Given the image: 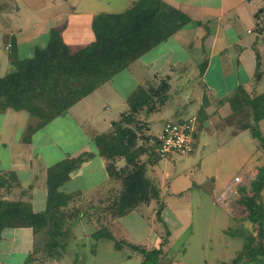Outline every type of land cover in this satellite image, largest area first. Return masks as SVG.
Masks as SVG:
<instances>
[{"label":"crops","instance_id":"1","mask_svg":"<svg viewBox=\"0 0 264 264\" xmlns=\"http://www.w3.org/2000/svg\"><path fill=\"white\" fill-rule=\"evenodd\" d=\"M139 1L0 0V77L13 71V55L33 57L37 49L47 47L54 31L60 32L63 42L72 49L89 46L95 41L92 25L97 15L123 13ZM162 1L189 17L190 23L172 38L156 40L148 53L66 114L39 129V120L27 111L0 113V178L4 186L0 196L4 200L27 201L35 213L44 212L49 169L67 159H81L60 191L73 197L70 207L87 209L102 205L108 199L104 197L122 185L111 180L107 161L99 154L93 134L112 132L113 123L129 109L127 99L131 93L147 81L164 77L171 85L170 97L158 112L142 114L149 127L146 132L160 138L167 122L188 121L195 130V151L189 156L171 154L150 167L148 174L160 189V199L115 220L110 226L114 239L147 250L162 248L166 254V229L161 227L156 233V225L141 219L145 228L141 237L155 243L151 248L139 244L141 238L131 240L134 235L130 234V225L136 222L129 221L131 216L157 203L161 208L168 206L171 198L183 200L193 189L216 201V196L222 195L229 185L246 178L261 146L251 129L235 128L242 111L253 113L238 101L233 107L232 99L239 95L238 89H243L244 97L249 99L264 94V35L258 32L256 19L259 12L264 19V0ZM119 78H125L128 87L117 83ZM95 104L103 110L102 120L97 123L92 114H80L84 106L91 110ZM113 106L120 107V113ZM108 111L114 113L108 115ZM54 123L58 124L57 134L52 136L48 128ZM157 123L159 130L153 135ZM257 126L264 134V118ZM32 127L36 128L33 133ZM61 138L68 143L67 148L59 145ZM124 162L117 166L123 167ZM89 216L82 214L79 219L90 227L88 234H84L85 240L93 238L98 230ZM35 239L29 228L5 229L0 235V264H27Z\"/></svg>","mask_w":264,"mask_h":264},{"label":"trees","instance_id":"2","mask_svg":"<svg viewBox=\"0 0 264 264\" xmlns=\"http://www.w3.org/2000/svg\"><path fill=\"white\" fill-rule=\"evenodd\" d=\"M256 19L257 30L264 35V19H261L260 12ZM189 23V17L162 0H140L123 13L97 15L92 25L95 41L89 46L72 49L63 42L60 32L54 31L47 47L37 49L33 57L12 56L13 71L4 78L0 77V113L27 111L39 120L37 128L40 129L128 69L153 48L156 40L172 38ZM158 82L159 85H155ZM170 89L167 77L138 86L127 99L128 111L113 123V131L93 134L99 154L107 161L111 180L120 182L122 186L119 190H111V198L102 202L103 207L107 206L104 208L106 212L100 206L91 207L83 213L86 217L91 215L96 222L105 212L110 220L115 221L141 205L159 201L161 192L148 176L147 164L156 166L169 155L160 153L159 138L147 134L149 127L142 120V114L151 115L165 106ZM238 90L239 95L232 99V105L236 107L238 101L239 105L250 107L254 122L251 120L238 130L251 129L259 145L264 146V135L257 126L264 118V94L249 99L244 97L246 92L243 89ZM245 115L251 117L250 112L240 113V116ZM170 122L173 121L167 123ZM35 130L30 128L31 133ZM144 156H148V161L143 160ZM116 160H125V166L119 168ZM81 162V159H67L49 169L47 209L42 213H35L30 202L7 201L0 196V235L7 228H29L36 240L38 235H45L43 247L36 249L35 245L33 253H42L49 257L46 258L49 261H61V250L68 247V242L66 244L63 240L69 232L67 228L62 233V229L73 217L68 215L73 197L60 189ZM2 186L0 178V188ZM263 188L264 172L259 175L257 186L245 203L250 220L262 229L264 207L258 200ZM81 213L78 210V220ZM93 239L115 240L107 225L98 228ZM72 240L75 241L74 235ZM115 242L117 249L123 246L131 249L130 257L141 256L143 264H162L166 257L162 248L147 250L126 241ZM230 264H264V243L248 235L243 249Z\"/></svg>","mask_w":264,"mask_h":264},{"label":"rangeland","instance_id":"3","mask_svg":"<svg viewBox=\"0 0 264 264\" xmlns=\"http://www.w3.org/2000/svg\"><path fill=\"white\" fill-rule=\"evenodd\" d=\"M118 82L125 87L129 85L125 78L122 80L119 78L117 80V83ZM155 85L158 86L159 82ZM173 91L174 89L172 92ZM116 98L118 100L120 99L118 95ZM113 108L117 112L122 110L120 107L116 106H113ZM89 109L88 106H84V108L80 110V114L83 116L92 114L95 123L102 120L103 110L98 104L91 107V110ZM165 111H168V108H166ZM112 113L114 112L108 111L106 114L111 115ZM251 118L252 114L251 117H247L246 115L244 117L241 116L238 120L239 125L235 128L240 129L246 125L247 122L251 121ZM57 125L58 124L54 123L48 128L52 136L57 134L55 130ZM99 128L105 130L103 127ZM158 130L159 124L157 123L151 133L156 135ZM58 142L63 148L68 147V143L63 138ZM76 144L77 142H73V145ZM142 144H145V142H142ZM257 154V157L254 159L255 163L253 167L250 168L246 178L239 180L233 185H229L222 195L219 194L216 196V201L208 197L205 192L193 189L190 191L191 194L186 196L183 200L179 201V199L176 198L169 199L168 206L165 205L161 208L156 202L157 204L153 207L141 208L139 210L140 212L131 216L129 220L132 221L136 219V222L130 225V234L134 235V238L131 240H135V237L141 238L142 240L139 244L147 245L150 248L155 243L154 241H148V239L141 237L145 229L142 227L144 225H142L143 222H141V219L145 221V223L148 222V224L156 225V233L161 227L166 229L165 235L167 239L165 244L168 246V252L165 254L166 257L162 259V264H230L243 249L248 235L264 243V229H262L259 224L250 220L249 211L245 207V203L248 201L249 197L252 196L253 190L257 186L259 175L264 172V146L261 145ZM176 159L179 160V157ZM143 160L148 161V156H144ZM121 161L122 160H116V163H120ZM153 161H155L154 158ZM150 163L152 162L150 161ZM147 165V172L150 173V167L152 166H149V164ZM104 198L109 199L111 195L109 194ZM258 202L264 207V188L262 189L261 199H259ZM101 207L106 212L104 208L107 206L103 207L100 205V208ZM78 210H81V214H83L85 210L89 211L90 208L88 207L86 209V207L77 208L72 206L69 210L68 215H72L73 217L67 221L65 228L62 229V233H64L67 228L69 232L63 240L66 244L68 242V247L66 250H61L62 257L61 261H59L60 264H143L141 257L136 256L131 259L128 258V256L132 254L131 249L129 250L124 246L120 249L115 248V240L102 239V241H96L92 237H90L89 240H85L84 234H88L87 231H89L90 227L86 222H82V224L76 218L79 215ZM105 212L99 216L101 218L100 220H96L97 227L101 228L107 225V229L111 232L110 226L114 221L110 220L109 215H105ZM102 218H104V220ZM77 222L80 224L78 223V225L75 226ZM123 223V225L126 226V223ZM74 232H77L76 236ZM73 235L77 237L74 242L72 240ZM119 240L121 241V239H117V241ZM44 242L45 235H38L37 240L35 239L36 249L43 247ZM94 243H96L95 246L93 245ZM154 249L155 248L152 250ZM46 258L49 257H46L42 253L35 252L33 256L31 254L27 264L56 263H54L53 260H46Z\"/></svg>","mask_w":264,"mask_h":264},{"label":"built area","instance_id":"4","mask_svg":"<svg viewBox=\"0 0 264 264\" xmlns=\"http://www.w3.org/2000/svg\"><path fill=\"white\" fill-rule=\"evenodd\" d=\"M160 140V153L162 155L177 154L189 156L195 151V130L189 122L166 123Z\"/></svg>","mask_w":264,"mask_h":264}]
</instances>
